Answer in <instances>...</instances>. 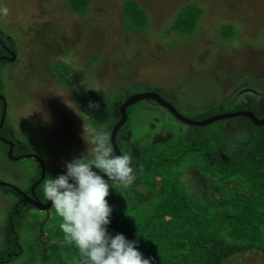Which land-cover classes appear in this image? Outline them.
I'll return each mask as SVG.
<instances>
[{"label":"rangeland","instance_id":"1","mask_svg":"<svg viewBox=\"0 0 264 264\" xmlns=\"http://www.w3.org/2000/svg\"><path fill=\"white\" fill-rule=\"evenodd\" d=\"M89 1L81 10L86 15H80L65 10L67 0H0L9 10L0 15V29L9 33L0 43L16 53L15 61L0 60V92L8 105L1 126L0 100V264H78L80 259L59 229L54 208L25 206L13 190L29 191L40 177L35 161L25 159L29 155H17L41 150V137L51 153H64L63 167L49 166L47 180L63 174L67 162L90 157L84 128L102 129L110 141L120 106L136 93L160 94L188 120L243 110L264 116V0H143L152 10L145 29L151 39L150 34L144 39L140 30H128L134 21L124 18L121 7L129 0ZM183 5L205 10L193 37L175 29ZM2 48L0 55L7 57ZM127 114L117 143L131 157L136 180L110 187L109 233L116 231L115 218L135 228L176 186L194 206L216 211L221 203L225 217L219 216L226 227L241 216L242 226L253 222L261 230L263 246L256 245L254 232L251 243L226 234L207 236L210 247L190 255L195 264H215L218 254L211 249L222 254L232 249L242 260L237 264H264V152L259 135L264 125L255 126L247 116L193 125L153 99L135 102ZM53 126L56 133L49 131ZM206 136L220 159L239 166L228 170L226 178L196 150L197 140ZM3 137L21 144L14 151L16 160L9 158ZM62 140L67 145H60ZM162 160H168L163 169L177 181L156 169Z\"/></svg>","mask_w":264,"mask_h":264},{"label":"trees","instance_id":"2","mask_svg":"<svg viewBox=\"0 0 264 264\" xmlns=\"http://www.w3.org/2000/svg\"><path fill=\"white\" fill-rule=\"evenodd\" d=\"M67 1L68 2L64 5L66 11L70 8L76 13L78 12L80 15H86V12L81 10H84L83 8L89 6V0ZM121 8L124 18L131 22L134 21L128 30L131 32L133 30H140V35L143 36L144 39L149 34L151 39V32H147L145 29L147 28L148 22L147 16L153 19L150 15L152 10L147 8L145 1H125ZM182 8L180 15H183V17L181 18L178 16L175 21V24L177 25H175V29L178 32H182V36L191 35L190 37H193L198 34L197 26L201 21V17L205 13V10L194 5H183ZM227 29L232 30L230 26H227ZM135 34L138 35L137 33ZM8 35L9 33H5L0 29L1 37ZM177 38L181 41L180 37ZM141 40H143V38H141ZM124 49L127 50V48ZM127 56L130 57L129 53ZM196 143H200V145L195 144V146H197L196 150L202 152L207 161V165L216 168L222 173L224 178H226L225 173L228 170L233 172V170L239 167L234 165L235 163L228 164L220 159L215 152V148L210 144L211 142L207 136L205 138H200ZM263 146L261 149L264 152ZM168 163V160L159 161L156 163L158 165L156 169H161L163 174H166L168 177L174 178V181H177L176 177L170 170L165 171L163 169V166ZM220 205L222 204L219 203L218 210L216 211L205 207L194 206L189 203L188 199L178 187L174 186L171 194L165 198L161 206L157 208V211L150 217H147L135 228H129L127 225L120 223L118 218H115L116 231L113 232V235L122 233L128 240L136 241L138 243V250L145 258L150 259L152 264H181L183 260H185L186 264H195L194 259H192L190 255L193 252H197L208 246L210 247V242L205 240L207 239V236L212 239L214 237L220 238L221 235L226 234L234 239H240L241 241L249 238V241L246 240L245 242L251 243L253 237L250 238L249 235L251 232H254L253 236L256 245L263 246L262 240L258 236L259 234L261 235V230L257 229V226L253 222H248L249 224L247 223L242 226V219H240L241 216H239L238 218L235 217L236 219L234 218L236 223L231 221L226 227L221 220L222 217L219 216L220 214L223 216L225 215L219 209ZM234 206V208L238 207L236 204ZM211 250L215 254H218L217 258H215V264H237L242 262L238 257H234L236 253H234L232 249L226 254H222L218 249ZM230 256L233 259L229 261L231 258Z\"/></svg>","mask_w":264,"mask_h":264},{"label":"clouds","instance_id":"3","mask_svg":"<svg viewBox=\"0 0 264 264\" xmlns=\"http://www.w3.org/2000/svg\"><path fill=\"white\" fill-rule=\"evenodd\" d=\"M8 11L7 7L0 5V15H7ZM0 45L8 54L7 57L0 55V60L11 62L7 59L12 58L11 49ZM0 96L4 98L0 97L2 118L5 114L4 124L8 105L1 92ZM85 131L90 136V157L85 154L67 162L63 174L43 183V195L59 217V229L77 250L80 257L78 264H152L138 250L136 241L128 240L122 233L111 235L108 231L113 212L107 200L110 187L114 182L129 186L136 180L131 157L114 153L108 133L104 130L84 128Z\"/></svg>","mask_w":264,"mask_h":264},{"label":"water","instance_id":"4","mask_svg":"<svg viewBox=\"0 0 264 264\" xmlns=\"http://www.w3.org/2000/svg\"><path fill=\"white\" fill-rule=\"evenodd\" d=\"M11 54H12V58H7V59L10 60V61H14L15 57H16V54L14 52H11ZM3 58H5V57H3ZM0 97L2 99H4L2 96H0ZM143 99H153V100L158 101L159 103H161V105H163L166 108L170 109L178 118H180L182 120H185V121H187V122H189V123H191L193 125L204 126V125H208V124H210V123H212L214 121L221 120L223 118H228L229 119V117H235V116H247V117L251 118V120L253 121V123H255V125H257V126L264 125V118L263 119H259L258 117H256V115L253 112L247 111V110L219 114V115H216L215 117L213 116L211 119H206V120H188L187 118L183 117L175 109V107L171 103H169L168 101L163 99L160 94H158V93H150V92H140V93H136V94L131 95L130 97H128L125 100V102L122 103V105L120 106L121 117H120L119 121L115 124V126L112 128L113 130H112L111 137H110V142H111V145L113 147L114 153L123 154L121 152L118 144H117L116 138H117V134L120 131V128L128 120V114H127L128 107L133 105L135 102H137L139 100H143ZM4 119H5V114H4L3 118H2L1 126L3 124ZM1 139L4 140V141H7V140H5L3 138H1ZM7 143L10 144L9 157L11 159L16 160V158L13 157V146H14L13 143L10 142V141H7ZM32 202L40 210H49L50 207L52 206L50 201H48L47 203H44V204H42L41 201L40 202L38 201V203L34 202V201H32Z\"/></svg>","mask_w":264,"mask_h":264},{"label":"flooded vegetation","instance_id":"5","mask_svg":"<svg viewBox=\"0 0 264 264\" xmlns=\"http://www.w3.org/2000/svg\"><path fill=\"white\" fill-rule=\"evenodd\" d=\"M162 97V96H161ZM164 99V98H163ZM260 118H264L263 117H260ZM251 120V118H249ZM252 121V120H251ZM253 123V121H252ZM254 124V123H253ZM255 125V124H254ZM55 126V125H54ZM54 126L53 128H50L49 131H54ZM259 127V126H258ZM10 133H15L14 130L12 131H9ZM55 132V131H54ZM50 133V132H49ZM56 133V132H55ZM54 133V134H55ZM260 136H262L261 138L263 139V144H264V133H261L259 134ZM41 137V136H40ZM3 139L7 140V141H10L13 143V157L15 156L14 155V151L17 149V148H20L17 147V145H21L18 143V141L16 140H11V139H8V138H5L3 137ZM47 139L45 138H42L39 139V141L42 142L41 144V150H33V149H30V150H25L26 152L24 153H21L17 156H20V155H29L27 158L25 159H31V160H34L35 161V165H38V167L40 168L39 172H40V177L37 179V181H35V183L32 184V186L30 187L29 191H24V190H21L19 188H16L14 187V191H16L19 195H21L23 197V201H24V205H30L32 207H34L35 209H38L36 208L32 203V201L34 202H37L38 201H42L40 195L41 194V191H42V184L44 183L45 181V177L47 176V173L50 172L49 170H51V168H49V166H55L56 168H59V167H63L62 164H61V160H62V154L59 155V153L57 154H54V153H51L49 150H48V147H47V142H46ZM15 141V142H14ZM45 142V143H44ZM9 145V150H10V144L8 143ZM60 145H67L64 143V141H60ZM23 149H25L26 147H22ZM9 150H8V156H9ZM29 151V152H28ZM46 151V152H45ZM55 151L57 152L58 150L55 149ZM10 158V157H9ZM24 159V158H23ZM11 160V159H10ZM2 183H4L3 181H1ZM6 184H9L7 182H5ZM4 183V184H5ZM9 187V186H8ZM19 189V190H18ZM26 200V201H25ZM44 203H47L48 201L44 202ZM51 209V207H50ZM49 209V210H50ZM39 210V209H38ZM49 210H46V211H49ZM41 211V210H40ZM42 211H45V210H42Z\"/></svg>","mask_w":264,"mask_h":264}]
</instances>
